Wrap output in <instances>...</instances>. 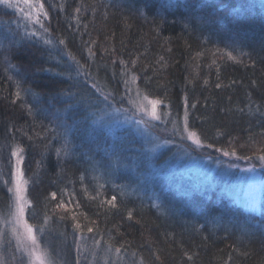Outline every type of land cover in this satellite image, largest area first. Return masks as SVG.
<instances>
[{"label": "trees", "instance_id": "obj_1", "mask_svg": "<svg viewBox=\"0 0 264 264\" xmlns=\"http://www.w3.org/2000/svg\"><path fill=\"white\" fill-rule=\"evenodd\" d=\"M40 2L47 17L36 0H0V215L18 146L26 218L46 211L41 244L71 261L74 215L92 245L119 248L125 264H264V205L247 210L217 185L167 171L171 148L153 159L143 134L111 123L137 91L177 120L187 106L205 145L264 154V0Z\"/></svg>", "mask_w": 264, "mask_h": 264}, {"label": "rangeland", "instance_id": "obj_2", "mask_svg": "<svg viewBox=\"0 0 264 264\" xmlns=\"http://www.w3.org/2000/svg\"><path fill=\"white\" fill-rule=\"evenodd\" d=\"M19 12L20 11H17L18 16L24 17V15ZM144 96L146 95L136 91L132 95L129 104L122 109L124 112L120 111L118 113L120 114L122 112L124 116L112 115L111 123L114 124L117 123V121H125V124L130 123L131 127L135 129L137 133L143 134L146 142L149 144L147 145L146 143L143 150L150 154L153 159L161 155V152L171 148L169 152L170 155L167 157L168 161L165 162L166 168L167 166L169 167L167 171L176 167L183 173H187L186 176L194 178L197 182L204 183L207 186L217 185L219 189L229 194L237 203L247 210L258 211L260 206L264 205V161H261L259 158L253 160L242 159L231 154L225 156L224 152L227 150L205 145L199 140L197 134L193 139H189L188 132L194 131L189 128L187 131H184V120L173 118L167 109H161L160 104L157 106L160 119H152L139 110L141 103H146V101L143 100ZM148 98L149 100H155L154 98ZM141 119L147 121V123H140ZM197 139L200 141L199 143L196 142ZM17 148L19 147L15 146L12 151ZM20 154L22 155V153ZM16 159L17 157L11 156L10 173L15 170ZM160 163L161 162L156 164L154 168L155 170L163 172L165 166ZM233 165H235V167H233ZM10 178L11 175L9 174L7 180ZM11 186V184H7V189ZM9 196L10 202L4 217H8L10 207L14 204L13 194L9 192ZM0 227H4L6 235L9 237L11 236L9 229L2 223H0ZM76 236L78 238L75 246L76 253L75 256L73 255L72 260L73 264L77 255V245H80L79 251L81 255L87 257V260H81V264H89V262H91V264H125V257H120L122 254H120V252L117 253L116 250L113 251L104 247L105 244L103 242L92 245L91 242L93 241L89 242L87 239L88 235L82 238L80 234H76ZM15 244L16 241L12 238L10 247L13 250L15 249ZM97 250H99V252H97ZM17 255L19 256L20 254L17 253ZM0 264H3L2 258H0Z\"/></svg>", "mask_w": 264, "mask_h": 264}, {"label": "snow or ice", "instance_id": "obj_3", "mask_svg": "<svg viewBox=\"0 0 264 264\" xmlns=\"http://www.w3.org/2000/svg\"><path fill=\"white\" fill-rule=\"evenodd\" d=\"M28 3V0H25ZM11 6V5H9ZM36 10L37 13H42L44 17L48 16V12L45 10L44 3L40 2V0H36ZM31 7V5H30ZM77 12L80 11L79 8L76 9ZM29 17H31V13H29ZM34 23L40 24L43 27V23L39 19L37 15ZM45 32L48 31L47 28L44 29ZM46 43H51L50 40L45 41ZM18 43V41H16ZM59 43L62 45L64 44L63 40H60ZM230 59H235V57L231 56L229 53ZM7 71V69H5ZM133 82L135 81L136 77H133ZM207 83V81H205ZM93 87H95L93 85ZM217 87H220L218 84ZM16 96H20V92H16ZM99 99V98H98ZM109 97H104V102L108 101ZM114 99V98H113ZM143 100L146 103H141L139 106V110L148 116H150L154 120H159L160 115L157 112V106L162 103L161 100H149L147 96L143 97ZM187 104V102H185ZM195 104L192 105L195 108ZM31 106H29V112H32ZM140 123H147L143 119L140 120ZM188 130V112L187 106L185 109L184 114V131ZM196 136L195 132H188V138L193 139ZM66 139V138H65ZM197 143L200 141L197 139ZM212 145H209L211 147ZM59 151V150H57ZM23 152V149L17 148L11 152V156L17 157L15 163V170L14 172L10 173L11 178L9 180H5V184H11L12 186L8 188V192L13 194L14 204L10 207L8 217H4L0 215V223H2L5 227H7L10 231L11 236H7L5 233L4 227H0V258L3 260V264H73V261L67 259V253L63 252L62 249L57 248L55 250L51 249L47 244H41V237L37 235V233L43 234L46 230L50 227V223L52 221V217H50L47 212L45 211L42 217H37L35 214H31L32 219H36L37 223H30L29 218H26V212L29 210V205L32 204V201L28 198V184L29 181L25 179L24 170L21 168V163L25 159L23 155L20 153ZM235 155L236 153L233 151L229 153L228 151L224 152L225 156L228 155ZM242 159H249V157H241ZM258 158L261 161H264V154H259ZM235 167V165H233ZM2 176V173H0ZM56 193L52 192L51 197L53 199L56 198ZM116 200V197L113 196L109 204H112ZM63 201H61L57 208H65ZM129 217H131L132 213H128ZM60 221L65 220L64 216H61ZM73 220V229L76 232L81 233V238L83 237L84 229L79 220L76 217L72 216ZM88 233L93 232L92 227L87 228ZM61 236L64 237V240L67 239L66 233H61ZM12 238L15 239V249L13 250L10 246L12 243ZM64 240L60 241L59 243L63 244ZM98 241H94V245L98 244ZM80 245H77V255L74 264H81V260H87L86 256H82L79 251ZM55 251V255L53 252ZM120 249L117 248L116 252L119 253ZM17 253L20 255L18 256ZM94 255V254H93ZM63 256V258H61ZM26 257V259H25ZM91 264V262H89Z\"/></svg>", "mask_w": 264, "mask_h": 264}]
</instances>
